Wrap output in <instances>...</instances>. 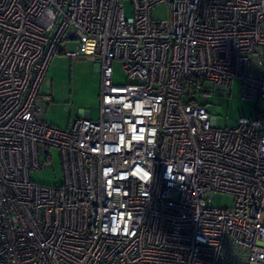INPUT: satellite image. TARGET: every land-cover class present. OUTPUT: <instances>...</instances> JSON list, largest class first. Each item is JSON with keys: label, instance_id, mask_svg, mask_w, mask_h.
Masks as SVG:
<instances>
[{"label": "built area", "instance_id": "obj_1", "mask_svg": "<svg viewBox=\"0 0 264 264\" xmlns=\"http://www.w3.org/2000/svg\"><path fill=\"white\" fill-rule=\"evenodd\" d=\"M125 1L0 0V264H264V111L218 128L200 102L234 77L264 102V0ZM57 52L99 59L98 119L44 121ZM52 147L62 182H33Z\"/></svg>", "mask_w": 264, "mask_h": 264}, {"label": "rangeland", "instance_id": "obj_2", "mask_svg": "<svg viewBox=\"0 0 264 264\" xmlns=\"http://www.w3.org/2000/svg\"><path fill=\"white\" fill-rule=\"evenodd\" d=\"M126 17L132 16V4L129 0L124 2ZM166 4H159L152 10V17L156 20L168 17ZM73 49L74 44H69ZM264 55V46L259 48ZM99 59H72L57 52L50 60L45 76L39 88V93L49 96L51 102L42 116L46 124L61 129L67 128L81 112L88 111L90 118L95 120L100 114V88L101 73L95 65ZM112 81L115 84L126 83L127 77L120 60L111 63ZM241 78L232 79L230 90L225 92H212L207 97L200 98L211 117L216 118L218 128L234 126L239 117H253L257 111H264V102L242 98ZM52 159L41 170H31L30 179L38 184L56 185L63 179L60 165L59 150L52 147ZM210 203L216 207H231L234 197L224 192H214Z\"/></svg>", "mask_w": 264, "mask_h": 264}, {"label": "crops", "instance_id": "obj_3", "mask_svg": "<svg viewBox=\"0 0 264 264\" xmlns=\"http://www.w3.org/2000/svg\"><path fill=\"white\" fill-rule=\"evenodd\" d=\"M96 66V68L99 70V72L101 73V65H100V63H97V65H95ZM51 102V101H50ZM88 111H84V112H81L80 114H79V116L77 117V118H80V117H83V116H87L88 115ZM90 114V113H89ZM76 118V119H77ZM75 119V120H76ZM74 121V120H73ZM72 121V122H73Z\"/></svg>", "mask_w": 264, "mask_h": 264}, {"label": "trees", "instance_id": "obj_4", "mask_svg": "<svg viewBox=\"0 0 264 264\" xmlns=\"http://www.w3.org/2000/svg\"><path fill=\"white\" fill-rule=\"evenodd\" d=\"M257 114H259V112L257 111Z\"/></svg>", "mask_w": 264, "mask_h": 264}]
</instances>
